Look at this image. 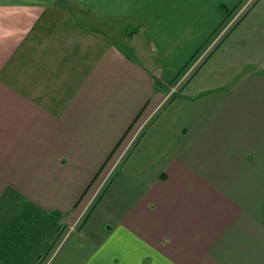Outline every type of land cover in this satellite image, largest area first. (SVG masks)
<instances>
[{
	"label": "crops",
	"instance_id": "crops-1",
	"mask_svg": "<svg viewBox=\"0 0 264 264\" xmlns=\"http://www.w3.org/2000/svg\"><path fill=\"white\" fill-rule=\"evenodd\" d=\"M59 231L41 264H264V0H0V264Z\"/></svg>",
	"mask_w": 264,
	"mask_h": 264
},
{
	"label": "rangeland",
	"instance_id": "rangeland-1",
	"mask_svg": "<svg viewBox=\"0 0 264 264\" xmlns=\"http://www.w3.org/2000/svg\"><path fill=\"white\" fill-rule=\"evenodd\" d=\"M237 18H236V15L235 16H232L230 19H229V21L227 22L228 24H232L233 22H234V20H236ZM228 24L227 25H224V26H222V28H221V30L218 32V34L216 35V37L213 39V41L211 42L212 44L217 40V39H219V37L221 36V35H225V34H228V32H226L227 30H229V27H228ZM208 50V49H207ZM200 64V58L199 57H197V59H196V61H194V63H192L191 65H190V67L188 68V70L190 71H194L197 67H198V65ZM186 72V73H184L181 77H180V79L177 81V83L173 86V88L171 89L172 91H171V94L173 93H176L178 90H179V87H180V85L183 83H185L184 82V80L186 79H188V74H190V72ZM131 145V144H130ZM130 145H128V146H130ZM126 154V151H124V152H122L120 155H119V158L114 162L113 161V163L111 164V166H110V169H106V172H104L100 177H96V179H99V180H97L98 182H97V185H96V189H95V191H94V193H92V195H91V199H90V201H89V205H88V207H87V209L86 208H83V213L81 214V216L78 218V220H82L83 219V214H84V211L85 210H88L89 208H91V206L93 205V204H95V202H96V200L99 198V196L101 195V193L106 189V187L108 186V184H109V181H110V179L112 178L111 176H113V172H114V170L116 171V167H117V165L120 163V160H121V158L124 156ZM113 173V174H112ZM86 215V213L84 214V216ZM77 220V221H78ZM77 221H76V223H74L71 227H68L69 228V230L68 231H71V230H73V229H75L76 227H75V225H77ZM64 230V229H63ZM62 232H60V234H61ZM60 238V237H59ZM59 240V239H58Z\"/></svg>",
	"mask_w": 264,
	"mask_h": 264
},
{
	"label": "trees",
	"instance_id": "trees-1",
	"mask_svg": "<svg viewBox=\"0 0 264 264\" xmlns=\"http://www.w3.org/2000/svg\"><path fill=\"white\" fill-rule=\"evenodd\" d=\"M223 11V9H222ZM160 89L167 91V87L164 86L161 82H157L156 84ZM60 237V231L58 232V234L55 236V238L53 239V241L47 246L45 252L39 257L38 259V263L37 264H41L43 263L44 259L48 257L50 251L52 250V248L54 247V245L57 243L58 239Z\"/></svg>",
	"mask_w": 264,
	"mask_h": 264
}]
</instances>
